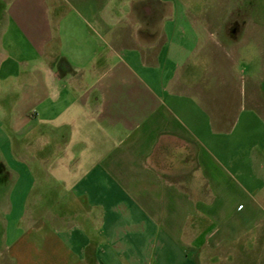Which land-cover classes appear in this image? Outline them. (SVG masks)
Masks as SVG:
<instances>
[{
  "label": "crops",
  "instance_id": "crops-1",
  "mask_svg": "<svg viewBox=\"0 0 264 264\" xmlns=\"http://www.w3.org/2000/svg\"><path fill=\"white\" fill-rule=\"evenodd\" d=\"M195 13L0 0V264H264L261 91Z\"/></svg>",
  "mask_w": 264,
  "mask_h": 264
},
{
  "label": "rangeland",
  "instance_id": "rangeland-1",
  "mask_svg": "<svg viewBox=\"0 0 264 264\" xmlns=\"http://www.w3.org/2000/svg\"><path fill=\"white\" fill-rule=\"evenodd\" d=\"M177 1L196 11L194 20L208 28L204 33L224 41L228 52L234 51L235 59L238 57L236 69L252 75L257 82L261 91L257 104L264 115V0ZM252 133L264 136V116Z\"/></svg>",
  "mask_w": 264,
  "mask_h": 264
}]
</instances>
